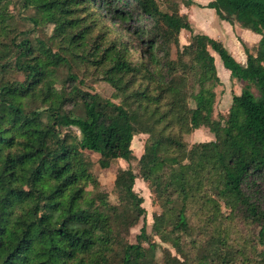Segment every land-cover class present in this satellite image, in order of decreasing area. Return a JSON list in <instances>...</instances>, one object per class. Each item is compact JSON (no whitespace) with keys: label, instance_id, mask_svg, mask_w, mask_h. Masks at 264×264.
<instances>
[{"label":"trees","instance_id":"trees-1","mask_svg":"<svg viewBox=\"0 0 264 264\" xmlns=\"http://www.w3.org/2000/svg\"><path fill=\"white\" fill-rule=\"evenodd\" d=\"M192 4L0 0V264H264V0L206 5L260 36L243 45V64L194 31L180 12ZM215 56L244 83L217 117ZM89 78L119 102L85 89ZM200 128L214 139L187 152L184 136ZM91 154L100 169L129 164L116 171V203ZM137 178L161 209L154 235L174 250L163 248L161 263L144 224L127 241L145 215Z\"/></svg>","mask_w":264,"mask_h":264},{"label":"rangeland","instance_id":"rangeland-1","mask_svg":"<svg viewBox=\"0 0 264 264\" xmlns=\"http://www.w3.org/2000/svg\"><path fill=\"white\" fill-rule=\"evenodd\" d=\"M196 5L191 8L182 6L181 13L187 15L191 24L193 25L194 31H202L205 34L211 36L214 39L220 40L229 51V53L234 57V59L243 63L245 60V53L243 50V45L248 48H252L256 44L257 37L248 33L251 32L249 30L243 29L239 27L237 24H229L227 22L220 21L214 13L206 8L207 0H194ZM13 9V6H11ZM227 24V25H226ZM247 31V32H244ZM190 37V33L186 31H182L179 36L180 45H184L188 42ZM173 49V56H174ZM215 64L218 72V76L223 82L224 89L217 88L218 92V102L216 106V117L221 113L227 111L233 94H239L244 86V83L241 81H237L236 79L230 76V73L227 69H225L217 56H215ZM87 83L90 84V87L85 89L96 92L100 96L110 99L111 101L118 103L119 100L113 98V89L106 84L105 82L98 80L94 81L92 78L87 80ZM57 134V129H54L51 133V137H54ZM147 135L139 134L134 136L131 142V149L133 154L136 157V160L132 161L131 167L137 173L138 172V159L143 151L144 141L146 140ZM213 135L206 129L200 128L197 130H193L190 134L184 136V142L187 145L188 150L194 146L195 144L201 142H207L213 140ZM187 152L179 159L182 161L183 158L187 155ZM91 157L94 161L93 173L97 177L100 183L101 192L107 194L108 200L112 203L117 202V197L114 194L113 190V182L115 179L116 171L119 167L127 168L129 164L124 161L117 160L107 169H100L96 160L99 155L91 154ZM261 183V182H260ZM134 191L143 199L142 207L145 209V215L140 218L138 223L129 230V235L127 236V241L129 243H135L136 235L139 233L140 228L144 224L146 227L147 233L153 238V240L159 245L156 250V260L158 263L162 261V249L168 248L173 254L174 250L170 246V244L162 243L157 236L154 235L152 230L153 224V215L159 214L161 212L160 207L156 204L154 194L148 186V183L142 180L141 178H137L135 180ZM190 236L189 238L195 239L198 222L196 219H191L190 221ZM243 229V227H241ZM244 230V229H243ZM264 246V238L262 240H256V248L258 250L262 249Z\"/></svg>","mask_w":264,"mask_h":264},{"label":"crops","instance_id":"crops-1","mask_svg":"<svg viewBox=\"0 0 264 264\" xmlns=\"http://www.w3.org/2000/svg\"><path fill=\"white\" fill-rule=\"evenodd\" d=\"M193 1V4L189 7V8H191L192 6H194V5H196L195 3V1L194 0H192ZM208 2L210 1V0H207ZM207 2V3H208ZM207 5V4H206ZM181 8H182V6H181ZM211 10V9H210ZM213 13H214V11L213 10H211ZM180 12H181V9H180ZM214 15H215V13H214ZM216 16V15H215ZM217 17V16H216ZM189 19V18H188ZM190 21V20H189ZM221 21V20H220ZM223 23L225 22V21H222ZM191 23V22H190ZM225 24V23H224ZM227 25V24H226ZM192 27H193V25H192ZM240 27V26H239ZM194 28V27H193ZM195 32H201V33H203V34H205L204 32H202V31H195ZM244 32H247V31H244ZM248 33H252V32H248ZM252 34H254V33H252ZM207 35V34H206ZM256 37H257V40H256V43L258 42V40H259V38H260V36H258V35H256V34H254ZM209 36V35H208ZM209 37H211V36H209ZM212 38V37H211ZM214 39V38H213ZM215 40H218V39H215ZM218 41H220V40H218ZM221 42V41H220ZM222 43V42H221ZM223 44V43H222ZM224 45V44H223ZM256 45V44H255ZM225 46V45H224ZM226 48V47H225ZM244 63V62H243ZM242 63V64H243Z\"/></svg>","mask_w":264,"mask_h":264}]
</instances>
